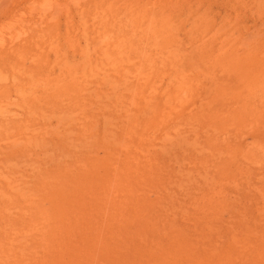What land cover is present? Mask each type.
Here are the masks:
<instances>
[{
    "label": "rangeland",
    "instance_id": "rangeland-1",
    "mask_svg": "<svg viewBox=\"0 0 264 264\" xmlns=\"http://www.w3.org/2000/svg\"><path fill=\"white\" fill-rule=\"evenodd\" d=\"M0 264H264V0H0Z\"/></svg>",
    "mask_w": 264,
    "mask_h": 264
}]
</instances>
